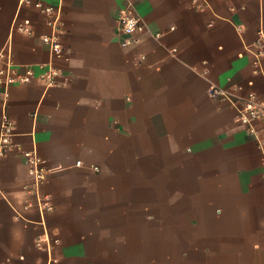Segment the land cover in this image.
<instances>
[{
  "label": "crops",
  "instance_id": "crops-1",
  "mask_svg": "<svg viewBox=\"0 0 264 264\" xmlns=\"http://www.w3.org/2000/svg\"><path fill=\"white\" fill-rule=\"evenodd\" d=\"M127 10L136 44L116 33ZM261 27L264 0H0V49L34 73L5 102L21 151L0 161V264H264V162L209 96L264 101ZM22 151L46 161L38 193Z\"/></svg>",
  "mask_w": 264,
  "mask_h": 264
},
{
  "label": "built area",
  "instance_id": "built-area-1",
  "mask_svg": "<svg viewBox=\"0 0 264 264\" xmlns=\"http://www.w3.org/2000/svg\"><path fill=\"white\" fill-rule=\"evenodd\" d=\"M35 7L46 15H50L53 10L50 7H43L41 4H35ZM56 27L60 25L59 19L50 23ZM144 25L141 18L137 13L132 10L122 12L118 18V26L116 33L125 37V44H136L139 42V35L143 32ZM23 32L27 35L31 34L26 28H23ZM260 44L257 47V53L254 55L253 64L256 67V71L262 70V62H264V27H261L258 31ZM42 42L48 45L51 53L55 55H61L63 49L56 36H43ZM42 73L39 76V80L46 86L50 87L55 85V78L58 72L53 68L40 67ZM34 77L32 69H26L23 74L18 71L17 65L13 61V54L9 47L0 49V99L4 103L2 116L0 119V161L7 153L21 149L13 143V137L15 136V124L6 113L5 102L8 98L9 89L14 84H27L31 78ZM240 88L235 90H224L213 86L209 89V96L213 99L228 102L236 110V119L240 125L243 126L245 132L254 139L256 146L261 154V160L264 162V128H260L258 125L264 123V101L258 98V96L249 92L244 96L237 95ZM25 159V165L27 167V174L30 177L32 184L30 191L38 193L39 187L43 184L47 176L46 161L36 152H24L22 151ZM77 166L81 163L77 162ZM93 171H97L96 167H90ZM2 197L0 191V199ZM52 207L48 204L42 205V210H51Z\"/></svg>",
  "mask_w": 264,
  "mask_h": 264
}]
</instances>
